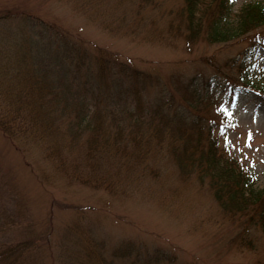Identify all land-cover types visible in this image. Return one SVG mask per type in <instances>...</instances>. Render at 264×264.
Returning a JSON list of instances; mask_svg holds the SVG:
<instances>
[{
	"label": "trees",
	"instance_id": "obj_1",
	"mask_svg": "<svg viewBox=\"0 0 264 264\" xmlns=\"http://www.w3.org/2000/svg\"><path fill=\"white\" fill-rule=\"evenodd\" d=\"M154 1L140 0L141 4ZM8 4L0 0L3 134L22 139L25 154L36 145L32 139H47L45 157L61 172L111 190L118 188L121 179L117 178L124 168L137 166L143 174L148 170L155 176L157 168H150V159H172L183 176L208 185L222 215L238 225L232 242L257 252L256 232L264 235V185L257 184L253 168L227 144L221 124L226 114L217 106V96L212 97L209 90L202 97L200 85L191 82L195 101L178 102L176 89L170 94L169 83L164 82L161 95L145 100L143 93L151 89L160 71L120 60L115 51L102 46L93 51L40 13ZM235 4V0H182L169 12L182 24L189 42L252 38L242 58H230L238 76L228 75L220 65L216 68L229 78L222 83L231 88L233 97L240 89L254 87L248 82L252 76L246 59L255 48L264 47V1ZM50 178L49 173L42 175L43 181ZM23 204L20 198L19 209L0 208V264H64L70 259V264H86L72 251L55 255L52 231L43 233L33 226ZM71 207L83 211L77 205ZM9 229L16 232L14 240L2 239ZM64 233L62 240L71 243L70 229ZM70 245L73 248L74 243ZM113 254L129 260L127 264H144L132 246H126L125 252L117 247ZM173 261L169 251L158 248L147 264ZM254 264H264V254Z\"/></svg>",
	"mask_w": 264,
	"mask_h": 264
},
{
	"label": "rangeland",
	"instance_id": "obj_2",
	"mask_svg": "<svg viewBox=\"0 0 264 264\" xmlns=\"http://www.w3.org/2000/svg\"><path fill=\"white\" fill-rule=\"evenodd\" d=\"M247 1L252 0H235V6ZM7 2L11 7L40 13L93 51L102 46L115 51L120 60L160 71L151 89L143 93L145 100L161 95L164 82L169 83L170 94L176 89L178 102L195 101L191 82L200 85L202 97L210 90L226 114L221 124L227 144L253 168L257 184L264 185V95L260 91L264 90V47L252 49L246 59L248 75L252 76L248 82L253 88L240 89L233 97L231 88L222 83L229 79L224 72L238 74L230 58H242L245 47L252 45L251 37L228 43L189 42L182 24L169 13L182 0L149 4L140 0ZM228 59L229 65L225 63ZM217 65L224 67V72H219ZM21 141L0 131V208L19 209L21 198L33 226L43 233L52 231V251L58 257L64 250L66 254L72 251L86 264H104V260L106 264H127L129 260L113 256L114 249L125 252L126 246H132L144 264L158 248L174 258L163 264H254L264 254L260 232L255 236V253L232 242L238 225L222 215L208 185L194 176H183L172 159H150V168H157L155 176L148 170L143 174L137 166L128 171L124 168L117 178L121 179L118 188L111 190L81 183L61 172L45 157L47 139H32L36 145L26 154ZM45 173L50 174L49 181L42 180ZM73 205L83 211L76 212ZM67 229L73 248L62 240ZM15 237L16 232L10 229L2 233L4 240Z\"/></svg>",
	"mask_w": 264,
	"mask_h": 264
},
{
	"label": "snow or ice",
	"instance_id": "obj_3",
	"mask_svg": "<svg viewBox=\"0 0 264 264\" xmlns=\"http://www.w3.org/2000/svg\"><path fill=\"white\" fill-rule=\"evenodd\" d=\"M225 111H227V109H225ZM229 115H231V113H228ZM251 138V133L249 132V139Z\"/></svg>",
	"mask_w": 264,
	"mask_h": 264
}]
</instances>
